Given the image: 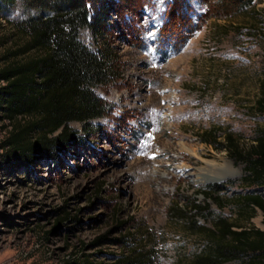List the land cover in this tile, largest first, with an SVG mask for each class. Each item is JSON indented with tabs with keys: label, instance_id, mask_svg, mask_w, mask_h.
Here are the masks:
<instances>
[{
	"label": "rangeland",
	"instance_id": "1",
	"mask_svg": "<svg viewBox=\"0 0 264 264\" xmlns=\"http://www.w3.org/2000/svg\"><path fill=\"white\" fill-rule=\"evenodd\" d=\"M105 1L101 28L79 29L109 65L93 86L103 114L70 121L68 139L25 156L8 144L13 120L0 108V264H193L210 245L201 226L217 217L264 228L242 199L264 184L243 182L224 146L225 133L246 147L264 130V0L220 15L215 0H178V15L174 0ZM41 12L22 0L0 12V69L28 38L19 22ZM208 128L213 144L200 137Z\"/></svg>",
	"mask_w": 264,
	"mask_h": 264
},
{
	"label": "trees",
	"instance_id": "2",
	"mask_svg": "<svg viewBox=\"0 0 264 264\" xmlns=\"http://www.w3.org/2000/svg\"><path fill=\"white\" fill-rule=\"evenodd\" d=\"M112 1V0H111ZM182 2V0H180ZM254 0H215L212 10L217 14H235L250 6ZM15 0H0V12ZM25 6L41 10L27 15L19 24L28 38L1 69L0 108L13 120L14 129L8 138L20 154L28 156L32 148L47 149L51 143H61L71 136L68 123L72 120L88 123L103 114L105 102L94 92L93 86L105 81L109 65L103 52L92 51L79 39V29L101 28L108 9L105 0H22ZM98 2V3H97ZM103 2L105 4H103ZM113 2V1H112ZM183 0L182 4H185ZM179 4V6H178ZM170 13H177L178 0L171 2ZM181 9V8H180ZM93 11V12H91ZM183 11V10H182ZM166 15V11H165ZM169 19L168 15H166ZM190 21H184L188 26ZM161 27V26H160ZM162 31V28L160 29ZM31 49L38 53L26 57ZM256 107L264 113V79ZM30 115L29 118H23ZM56 131H59L55 134ZM37 137L30 141L29 135ZM216 128L205 129L200 137L215 143ZM229 155L243 163L241 179L249 185L264 184V130L254 141L241 146L231 133L224 134ZM205 197L212 191L202 190ZM242 199L264 213V195L254 187ZM199 206L194 204V207ZM234 223L217 217L211 227L201 226L210 245L206 251L192 257L193 264H223L238 258V264H264V228H234ZM112 264H131L127 258Z\"/></svg>",
	"mask_w": 264,
	"mask_h": 264
},
{
	"label": "bare ground",
	"instance_id": "3",
	"mask_svg": "<svg viewBox=\"0 0 264 264\" xmlns=\"http://www.w3.org/2000/svg\"><path fill=\"white\" fill-rule=\"evenodd\" d=\"M227 167H228V170L231 172L233 168L231 161H227ZM199 181H200V178L195 179V182H199Z\"/></svg>",
	"mask_w": 264,
	"mask_h": 264
}]
</instances>
